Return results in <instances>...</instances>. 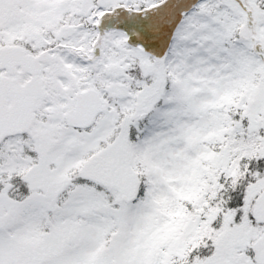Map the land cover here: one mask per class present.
Returning a JSON list of instances; mask_svg holds the SVG:
<instances>
[{
  "label": "snow or ice",
  "instance_id": "snow-or-ice-1",
  "mask_svg": "<svg viewBox=\"0 0 264 264\" xmlns=\"http://www.w3.org/2000/svg\"><path fill=\"white\" fill-rule=\"evenodd\" d=\"M0 264H264V0H0Z\"/></svg>",
  "mask_w": 264,
  "mask_h": 264
}]
</instances>
